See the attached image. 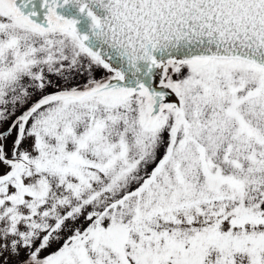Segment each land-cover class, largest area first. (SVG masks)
<instances>
[{"label":"snow or ice","instance_id":"obj_1","mask_svg":"<svg viewBox=\"0 0 264 264\" xmlns=\"http://www.w3.org/2000/svg\"><path fill=\"white\" fill-rule=\"evenodd\" d=\"M0 264H264V0H0Z\"/></svg>","mask_w":264,"mask_h":264}]
</instances>
